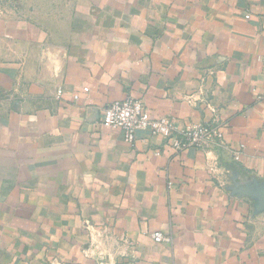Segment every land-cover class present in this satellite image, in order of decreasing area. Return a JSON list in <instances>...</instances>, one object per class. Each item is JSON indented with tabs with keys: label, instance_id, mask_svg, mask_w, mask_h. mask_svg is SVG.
Returning a JSON list of instances; mask_svg holds the SVG:
<instances>
[{
	"label": "crops",
	"instance_id": "0c3cea01",
	"mask_svg": "<svg viewBox=\"0 0 264 264\" xmlns=\"http://www.w3.org/2000/svg\"><path fill=\"white\" fill-rule=\"evenodd\" d=\"M127 97L227 146L128 143ZM0 264H264V0H0Z\"/></svg>",
	"mask_w": 264,
	"mask_h": 264
},
{
	"label": "built area",
	"instance_id": "2783aa9c",
	"mask_svg": "<svg viewBox=\"0 0 264 264\" xmlns=\"http://www.w3.org/2000/svg\"><path fill=\"white\" fill-rule=\"evenodd\" d=\"M57 92L60 94L61 89ZM257 98L260 100L261 96L258 95ZM101 123L105 127L121 130L123 139L128 143L134 141L137 130H147L152 135L162 137L165 145L176 153L189 148L212 150L227 146L225 125L217 122L216 119L208 123L179 126L173 117L152 116L143 102L133 97L107 104L103 108ZM243 148L244 145L239 144L232 150L235 160H239ZM151 237L157 243L171 240V237L163 231H154Z\"/></svg>",
	"mask_w": 264,
	"mask_h": 264
}]
</instances>
